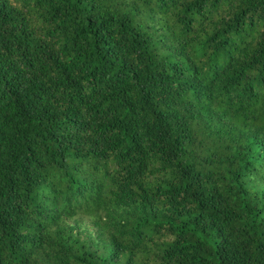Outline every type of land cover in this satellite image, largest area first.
I'll list each match as a JSON object with an SVG mask.
<instances>
[{
	"label": "trees",
	"instance_id": "trees-1",
	"mask_svg": "<svg viewBox=\"0 0 264 264\" xmlns=\"http://www.w3.org/2000/svg\"><path fill=\"white\" fill-rule=\"evenodd\" d=\"M0 264H264V0H0Z\"/></svg>",
	"mask_w": 264,
	"mask_h": 264
},
{
	"label": "rangeland",
	"instance_id": "rangeland-1",
	"mask_svg": "<svg viewBox=\"0 0 264 264\" xmlns=\"http://www.w3.org/2000/svg\"><path fill=\"white\" fill-rule=\"evenodd\" d=\"M76 227V232L80 234L81 238L90 240L97 237L96 229L89 222H81L79 224L70 223Z\"/></svg>",
	"mask_w": 264,
	"mask_h": 264
}]
</instances>
